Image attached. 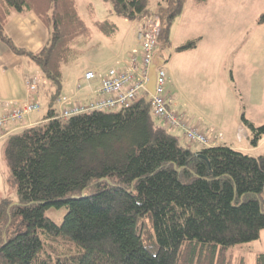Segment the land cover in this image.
I'll use <instances>...</instances> for the list:
<instances>
[{
    "label": "trees",
    "instance_id": "1",
    "mask_svg": "<svg viewBox=\"0 0 264 264\" xmlns=\"http://www.w3.org/2000/svg\"><path fill=\"white\" fill-rule=\"evenodd\" d=\"M109 1L130 20L159 16L162 45L171 42L186 3L159 0L152 8L149 0ZM29 12L48 29L37 51L6 31L14 14ZM258 21L264 23V12ZM93 22L107 34L118 28L110 19ZM92 33L77 0H0V39L40 67L56 87L55 99L80 37ZM151 98L143 89L127 106L67 118L51 108L46 120L8 136L5 155L17 199H0V264H231L229 246L260 237L264 152L226 143L186 146L156 119ZM250 125L257 145L264 123ZM62 204L68 210L58 223L46 209ZM256 264H264V251Z\"/></svg>",
    "mask_w": 264,
    "mask_h": 264
},
{
    "label": "rangeland",
    "instance_id": "2",
    "mask_svg": "<svg viewBox=\"0 0 264 264\" xmlns=\"http://www.w3.org/2000/svg\"><path fill=\"white\" fill-rule=\"evenodd\" d=\"M77 2L81 15L93 27V33L90 37H80L77 53L64 66L66 71L64 78L67 80L75 79L78 72L95 61L104 62V69L111 67L113 65L111 57L122 52L120 49L116 51L119 46L117 43L125 29L133 23L117 15L112 10V3L109 0ZM158 2L159 0H149V6L153 8ZM262 12L264 0H244L239 6V16L232 32L219 34L223 40L209 41L197 51L179 53L177 48L167 49L168 60L163 65L167 70V89L173 95V102L178 95L177 98L182 101L189 100L193 105L208 112L207 115L213 118L218 127L235 128L238 134L250 133L251 138L253 137L250 123L258 126L264 123V23L258 21ZM94 19L113 20L118 24V28L113 35L106 36L94 26ZM246 24L248 25L244 27ZM227 38L232 40L233 46H228L230 43L227 42ZM132 51L130 48L127 53L131 54ZM174 53L176 54L174 59H170ZM26 69L30 73L27 75H36L40 83L42 78L40 67L33 62L26 65ZM11 74L15 76L13 71ZM25 77L26 75L24 80ZM24 87L26 95L32 97L35 91L29 92L26 85ZM51 91L56 94V87L52 86ZM63 94L65 93L61 91L58 95ZM40 101L42 103L41 98ZM39 110L38 115L43 112L42 107ZM183 144L191 148L194 146L193 141H183ZM263 152L264 134L258 150L253 153L259 155ZM7 167L10 172L7 191L17 198V184L13 180L8 161ZM2 196L3 193L0 192V199ZM67 210L65 204L51 205L46 209V214L61 223ZM44 235L42 233L43 237ZM44 245L50 249L46 239ZM263 251L264 229L259 238L231 245L226 252L231 264H239L241 259H244L246 264H256L257 255Z\"/></svg>",
    "mask_w": 264,
    "mask_h": 264
},
{
    "label": "crops",
    "instance_id": "3",
    "mask_svg": "<svg viewBox=\"0 0 264 264\" xmlns=\"http://www.w3.org/2000/svg\"><path fill=\"white\" fill-rule=\"evenodd\" d=\"M243 1L244 0H207L203 3H198L196 0H186L182 13L178 15L173 22L170 33L171 42L165 45L160 43L156 50L162 46L161 52L166 62L168 60L166 58V52H168L167 49L173 48L175 50L179 45H182L189 40L198 38L196 46L179 50V53L197 51L202 45L209 41H214L216 39L223 40L222 35L219 34L232 32L234 28L233 25L237 20L236 18L239 16V6ZM130 21L133 23L125 29V32L117 43L119 46L116 51L120 49L122 52L111 57V60H113V65H111V67L104 69V62L95 61L93 64L87 65L84 69L78 72L75 79H63L62 91L71 96L70 103L72 101L88 103L96 96V90L101 83L102 76L105 75L110 68H116L118 70L124 69L126 67V59L130 54L127 53V51H129L130 48H132L133 51L139 50L140 47L136 36L135 20ZM247 25L248 24L244 27ZM6 31L18 45L24 46L33 51L39 50L44 45L48 36L46 24L34 12H29L27 14H14L6 24ZM103 34L106 36L113 35L105 32H103ZM227 42L230 43L228 46H233V42L230 38H227ZM234 42H236V40H234ZM124 52H126V54ZM175 55V53L171 55L170 59H174ZM30 63L33 62L29 58L21 57L14 53L0 39V115L7 111L12 104L30 98L29 94L26 95L24 87L26 85L27 74H30L26 69V65H30ZM90 69L95 71L96 77L93 80H86L84 78V73ZM11 71L14 72L15 76H12ZM65 72L64 67V77ZM25 75L26 77L24 80ZM51 88L52 86L50 85V82L45 79L42 74L40 83L31 96L39 100L40 98L42 99L43 112L38 115L37 113L40 110L33 111L30 114H27L21 121L10 119L7 125L0 130V192L3 193L2 197L17 199L15 195L10 194L7 191V184L10 180V172L7 167V159L5 155L7 138L10 134L20 131L22 128L46 120L47 118L45 116L51 108L56 109L57 112L60 110L61 105L55 98H53ZM170 96L172 107L176 108L179 112H184L191 122L200 129L205 131L210 130L213 139L219 137L223 144L226 143L237 149L250 152L251 154H254L253 151L258 150L261 140L257 145L252 144L250 133L241 135L238 134V131H236L235 128L223 126L218 127L215 124V121H213V118L207 115L208 112L201 109L199 106L193 105L189 100L186 102L184 100L182 101L179 97L177 98L178 95H176L173 102V95L170 94ZM154 115L159 122H164L162 119L158 118L155 113ZM163 124L171 131H175L172 132L176 134L182 142H188L184 139L180 127L170 126L166 122ZM199 146L202 145L194 142L193 149H196Z\"/></svg>",
    "mask_w": 264,
    "mask_h": 264
},
{
    "label": "built area",
    "instance_id": "4",
    "mask_svg": "<svg viewBox=\"0 0 264 264\" xmlns=\"http://www.w3.org/2000/svg\"><path fill=\"white\" fill-rule=\"evenodd\" d=\"M136 36L139 50H134L126 59V67L118 70L110 68L102 76L97 87L96 96L88 103L72 101L71 96L63 94L56 98L61 105L57 117L67 118L73 114L90 111L93 109H112L127 106L138 96L141 90L146 89L149 69L155 50L159 43L160 18L159 16H144L136 18ZM96 73L93 69L84 73L86 80H93ZM81 84V83H80ZM168 74L163 65L157 67L156 92L151 95V104L158 118L170 126L180 127L186 141H193L202 146L223 144L221 138H212L210 130H202L191 122L184 112L172 107L170 94L167 89ZM39 85L36 75L26 77V87L33 92ZM81 86V85H79ZM42 103L39 99L30 97L25 101L12 104L10 108L0 115V130L8 121H21L27 114L39 110Z\"/></svg>",
    "mask_w": 264,
    "mask_h": 264
},
{
    "label": "water",
    "instance_id": "5",
    "mask_svg": "<svg viewBox=\"0 0 264 264\" xmlns=\"http://www.w3.org/2000/svg\"><path fill=\"white\" fill-rule=\"evenodd\" d=\"M162 46H160L154 53L152 63L149 69L148 81L146 83V89L150 95H154L156 92V81H157V67L163 65L165 58L162 55Z\"/></svg>",
    "mask_w": 264,
    "mask_h": 264
}]
</instances>
